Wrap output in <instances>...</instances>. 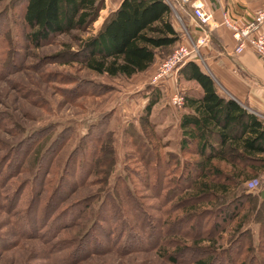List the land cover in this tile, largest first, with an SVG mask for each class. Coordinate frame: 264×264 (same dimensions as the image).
I'll use <instances>...</instances> for the list:
<instances>
[{
    "label": "rangeland",
    "instance_id": "1",
    "mask_svg": "<svg viewBox=\"0 0 264 264\" xmlns=\"http://www.w3.org/2000/svg\"><path fill=\"white\" fill-rule=\"evenodd\" d=\"M21 1L0 0V264H195L208 254L205 252V245L209 244L203 242L200 244L202 249L200 245L196 247L201 235L199 227L193 224L197 223L199 212L195 210L194 202L187 198L193 195V190L187 188L189 186L180 179L181 170L176 171V156L181 161L186 157L196 159L197 156L180 152V122L185 108L174 106L171 97L176 92L184 95L197 93L199 86L194 81L184 79L180 72L182 67L171 82L168 79L172 77L163 83L154 82L175 50L190 41L187 36L190 28L184 27L182 20H185V16L177 12L175 0H170L172 19L175 27L179 26L183 33L182 41L171 50L161 51L148 71L130 78L98 75L85 68L73 56L81 48L82 42L98 31L116 0H105L106 6L109 4V12L101 10L98 20L91 27L58 35L40 47L27 40L29 30L23 23ZM202 63L203 61L198 62L199 65ZM156 88L161 90V98L152 110L151 120L154 125L150 129L142 125L141 117L149 96ZM98 127L110 132L113 138V171L107 180L100 165L108 158V155L104 156L99 159L101 162H97L94 174L87 178L86 183L81 187L75 186L72 191L67 180L60 182L59 178L81 137L91 128ZM40 130L50 133L51 139L47 141L42 138L43 140L34 143L29 152L23 150L22 146L26 145L24 142L31 135L36 137ZM63 130L67 131L70 139L55 149L48 181L45 187L41 185L38 188L40 193L42 191L38 196L41 197L40 204L43 206L47 203L60 182L63 183V191H69L68 195L70 193L67 202L59 203L60 207L81 198H85L88 205L77 225L61 231L54 240L45 242L39 235L29 236L26 226L20 225L25 218L31 180L43 147ZM132 130L143 132L168 161L171 159L168 171L163 168V163L158 167L159 180L156 182L152 177L155 167L148 168L136 157L131 146L132 139L127 135V131ZM21 143L24 145L20 146ZM18 149L20 155L23 151L28 154L24 153V158L18 159L14 156ZM118 177L126 180L123 185L138 191L142 205L147 207L146 213L140 218L132 209L131 201L123 198V205L132 211V217L137 222L135 230L143 237V241L138 240L144 247L133 252L118 249L107 251L102 248L100 253L75 262L70 252L79 237L93 224L102 204L106 203L103 209L110 214L119 210V200L112 194ZM259 181V188L248 192L258 195L264 191V173ZM176 185L186 189L183 195H176ZM22 186H25V190L16 204L13 194ZM109 193L110 196H107ZM183 196L187 199L179 201ZM260 203L261 200L256 197L254 206L247 202L242 207L239 217L249 211V218L241 230L235 228L237 219L226 224L224 238L220 240L223 245L221 250L227 248V252L223 250L221 254L224 264H234L236 259L235 264H264V203L262 206ZM218 212L217 210L214 216ZM43 214L42 210L35 212L37 227L40 226L39 222L44 220L45 223L47 219ZM211 215L213 216L212 213ZM142 217L145 218L147 227H141ZM215 217L211 218L212 222L216 220ZM206 219L208 221L205 228L216 224L209 221L210 218ZM257 219L262 223H258ZM50 220L43 229L51 227ZM26 225L29 226L28 223ZM31 225L30 230L35 229L32 232H37L38 228ZM240 232H243L242 237L245 239L243 254L239 253L240 244L237 243ZM95 234L104 239L100 231H95ZM248 246L253 250L248 251ZM253 251L256 254L254 260L251 258ZM170 256L176 257L177 262L170 260Z\"/></svg>",
    "mask_w": 264,
    "mask_h": 264
},
{
    "label": "trees",
    "instance_id": "2",
    "mask_svg": "<svg viewBox=\"0 0 264 264\" xmlns=\"http://www.w3.org/2000/svg\"><path fill=\"white\" fill-rule=\"evenodd\" d=\"M21 2L23 23L29 30L26 37L36 47L50 42L58 35L91 27L98 20L101 10L106 7L105 0H22ZM172 16L170 0H122L117 9L109 12L98 31L82 42L81 48L75 51L73 56L88 70L111 78H130L146 72L155 64L161 51L171 50L182 41L183 33L181 29L175 27ZM180 72L186 81H194L202 89L201 95H185V112L180 122L182 131L180 152L184 155H195L197 158L186 157L181 161L176 156V171L181 170L180 179L189 186L187 188L193 190V195L187 198L194 202V208L196 207L195 210L199 212L197 223L193 224L199 227L201 235L196 247L203 242L209 244L205 245V252L208 254L198 259L195 264L218 262L224 264L221 254L223 250L227 252V248L221 250L223 245L220 240L224 238L226 224L237 219L235 228L241 230L249 218V211L239 217L242 207L247 202H250L251 206L255 204L256 197L261 200L260 206L264 203V191L255 195L247 189L248 181L259 179L264 173V118L249 111L234 97L220 94L214 77L202 69L197 62L188 61ZM160 98L161 90L158 88L149 96L141 117V123L146 128L151 129L154 125L151 114ZM44 131L40 130L36 137L31 135L24 142L25 146L21 143L23 150L30 151L34 143L42 138L49 141L50 133ZM127 135L132 139L131 146L135 150L136 157L148 168L155 167L152 170V177L156 182L159 180L158 167L163 163V168L168 171L171 159L168 161L143 132L132 130L127 131ZM68 139L70 136L67 135L66 130H63L45 148L43 147L36 164V172L31 180L30 200L26 207L25 218L20 225L26 226L29 236L39 235L45 242L54 240L61 231L77 225L78 220L87 211L88 203L85 202V198L70 201L64 207L59 206L60 202H67L70 197V193L67 194L69 191L64 192L63 183L60 182L67 180L70 190L75 186H83L87 178L94 174L97 162H101L99 159L107 155L108 158L100 165L103 168L101 172L107 175L105 176L108 180L115 164V149L110 132H105L100 127L91 128L70 153L56 190L42 206L41 197H38L42 191L40 193L38 188L41 185L45 187L48 181L50 162L56 153V147L65 144ZM24 153L23 151L20 155L18 149L14 156L23 159ZM124 182L126 180L123 177H118L112 193L119 200V210L110 214L103 209L106 203L102 204L103 210L98 211L93 224L83 236L79 237L73 251L70 252L75 262L100 253L102 248L107 251L118 249L122 252H133L144 247V244L138 240L143 237L141 238L140 233L135 230L137 222L133 218L132 211L123 205V198L131 201L132 209L140 218L146 213L147 207L142 205L138 191L123 185ZM23 190L25 186L15 190L13 201L16 204ZM184 190H186L184 187L176 185V195L182 194ZM107 196H110V193ZM57 197L59 200L56 201ZM187 198L183 196L179 201ZM219 203L221 206L218 205ZM37 210H42L47 218L45 223L44 220L39 222V227L36 225ZM217 210L219 212L215 217ZM211 213L216 219L214 222ZM207 217L216 224L205 228ZM49 220L51 227L43 229ZM29 221L38 228L37 232H32L35 229L30 230L29 226L32 225ZM257 222L262 223L259 219ZM27 223L29 226L26 225ZM140 225L148 226L145 218L142 217ZM95 231H100L104 239L99 238ZM243 232H240V239L237 240L240 244V254L244 253ZM247 248L248 251L253 250L249 246ZM255 257L253 251L252 260ZM170 260L177 262L174 256H170Z\"/></svg>",
    "mask_w": 264,
    "mask_h": 264
},
{
    "label": "crops",
    "instance_id": "3",
    "mask_svg": "<svg viewBox=\"0 0 264 264\" xmlns=\"http://www.w3.org/2000/svg\"><path fill=\"white\" fill-rule=\"evenodd\" d=\"M121 2L116 0L112 10ZM175 3L179 15L185 16V20L181 19L184 27L190 28L188 31L195 40L203 35V31L195 22L190 5L203 3L205 10L212 12L216 26L210 44L202 48L204 62L200 66L214 77L220 94L234 97L249 111L264 118V59L250 47L236 52L238 41L232 29L222 24L223 14L227 13L232 21L245 27L254 19L263 0H175ZM108 5L104 10L109 9ZM176 28L180 30L179 26ZM254 34H264V25ZM173 78H169V82ZM196 91L194 94H202L200 86Z\"/></svg>",
    "mask_w": 264,
    "mask_h": 264
},
{
    "label": "built area",
    "instance_id": "4",
    "mask_svg": "<svg viewBox=\"0 0 264 264\" xmlns=\"http://www.w3.org/2000/svg\"><path fill=\"white\" fill-rule=\"evenodd\" d=\"M190 8L195 22L203 31V35L195 40L187 30V36L190 38L189 44L180 45L172 57L164 64L154 79V82L158 84L163 83L169 77H174L188 61L204 62L202 48L209 45L212 40V30L216 26L213 23L214 16L211 11L205 10L203 3H192ZM222 24L232 29L234 37L238 41L236 52L241 53L247 47H250L264 59V34H254L259 27L264 25V0L254 19L245 27H240L236 22L232 21L227 13L223 14ZM171 103L176 107L182 108L185 103L184 93H174L171 97ZM259 185L260 181L257 178L247 182V188L251 192L257 190Z\"/></svg>",
    "mask_w": 264,
    "mask_h": 264
}]
</instances>
